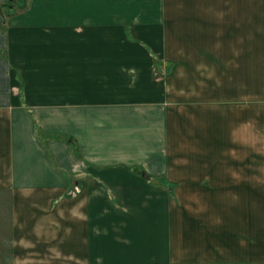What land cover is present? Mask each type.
Wrapping results in <instances>:
<instances>
[{"label":"crops","instance_id":"0c3cea01","mask_svg":"<svg viewBox=\"0 0 264 264\" xmlns=\"http://www.w3.org/2000/svg\"><path fill=\"white\" fill-rule=\"evenodd\" d=\"M18 2L10 262L264 264V0Z\"/></svg>","mask_w":264,"mask_h":264},{"label":"rangeland","instance_id":"374dc122","mask_svg":"<svg viewBox=\"0 0 264 264\" xmlns=\"http://www.w3.org/2000/svg\"><path fill=\"white\" fill-rule=\"evenodd\" d=\"M18 5V0H6L0 3V15L8 16L17 14ZM223 48L225 49V47ZM222 52L225 53V50ZM7 201V197L4 198L3 195H0V264H12L10 262L11 246L9 242L11 232L10 209Z\"/></svg>","mask_w":264,"mask_h":264}]
</instances>
